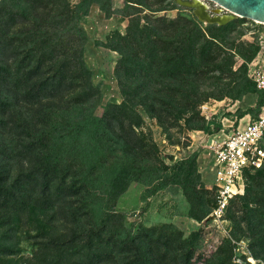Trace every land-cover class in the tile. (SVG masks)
I'll use <instances>...</instances> for the list:
<instances>
[{"label":"trees","instance_id":"1","mask_svg":"<svg viewBox=\"0 0 264 264\" xmlns=\"http://www.w3.org/2000/svg\"><path fill=\"white\" fill-rule=\"evenodd\" d=\"M0 0V264H197L202 233L173 225H130L117 211L132 184L181 189L189 218L207 202L194 152L167 162L144 132L145 116L173 130L217 134L200 107L211 99L263 94L248 78L257 41L244 45V19L204 25L174 0ZM128 19L105 48L119 55L114 77L123 98L102 105L85 61L83 26L94 4ZM243 63L235 69L236 58ZM101 109V114L98 110ZM242 112L240 117L246 115ZM179 143V142H178ZM231 234L264 264V167L246 174L244 196L227 212ZM229 240L201 264H234ZM245 264H251L244 261Z\"/></svg>","mask_w":264,"mask_h":264},{"label":"rangeland","instance_id":"2","mask_svg":"<svg viewBox=\"0 0 264 264\" xmlns=\"http://www.w3.org/2000/svg\"><path fill=\"white\" fill-rule=\"evenodd\" d=\"M77 0H74L76 2ZM176 6L173 10L161 12V15H167L170 18L176 17L182 8L176 0ZM189 1V0H182ZM206 3L210 10L218 9V5L214 2L202 0ZM124 6L123 0H114V7L121 8ZM193 12L192 9L187 8ZM220 15H230V12L224 10ZM241 18H237L238 20ZM243 25L244 34L240 41L242 43L245 37L244 45L252 43L249 33H254L262 30L258 22L248 19ZM83 26L86 29L89 42L85 53V61L87 65L93 70L94 82L100 85L103 102L120 104L123 100L117 81L114 77V68L119 59L116 52H112L105 48V44L114 32H121L125 34L128 27V19L114 15L111 18L100 10L99 4H94L88 17L85 18ZM207 26V25H206ZM252 37V36H251ZM242 40V41H241ZM243 60L236 58L235 69H237ZM259 95L249 94L242 100H233L225 98L221 101L211 99L207 104L209 110L202 115L200 107V114L206 120V116H212L216 120H224L225 118L234 119L240 117L242 112L253 115V111L258 107ZM205 104V103H204ZM102 110H98L101 114ZM146 125L143 127L144 132L149 134L153 141L158 145L160 154L167 159V162H172L186 158L190 154L197 152L198 169L201 174L202 183L205 190L209 192L206 200H211V188L213 182L212 155L209 152L208 140L212 136H208L203 131H185L181 134L178 130H173L171 136L165 135L163 130L156 124L155 121L150 120L145 116ZM179 142V143H178ZM153 188L146 187L140 184H132L128 191L121 197L117 205V211L126 216L127 223L130 225H144L146 227H158L161 225H173L179 229L185 236L191 233H202L201 246L198 248L195 260L197 264H201L199 257L210 256L215 253L224 243L221 239V233H216V228H201L197 222L188 216L189 203L184 197L181 189L177 186H170L165 190L152 194ZM231 224V223H230ZM2 228L0 227V233ZM233 237V236H232ZM236 244L231 243L233 249V263L245 264L248 261L251 264H256L257 261L252 255L249 248V242L242 238L237 240Z\"/></svg>","mask_w":264,"mask_h":264},{"label":"built area","instance_id":"3","mask_svg":"<svg viewBox=\"0 0 264 264\" xmlns=\"http://www.w3.org/2000/svg\"><path fill=\"white\" fill-rule=\"evenodd\" d=\"M259 25L262 30L249 33V39L257 41L260 51L247 65L248 78L263 94L264 100V24ZM201 110L205 115L209 105L203 104ZM206 119L210 121L212 116L207 115ZM221 123L220 131L209 138L207 146L212 155L214 205L206 219L197 225L216 228L222 241L236 244L226 216L232 200L245 194L246 174L264 167V102L256 116L246 114L232 120L225 118Z\"/></svg>","mask_w":264,"mask_h":264},{"label":"water","instance_id":"4","mask_svg":"<svg viewBox=\"0 0 264 264\" xmlns=\"http://www.w3.org/2000/svg\"><path fill=\"white\" fill-rule=\"evenodd\" d=\"M176 1L180 6L192 9L195 17L204 25L226 26L236 17L264 24V0H206L214 2L219 8L210 10L209 7H205L203 12L194 4L196 0ZM224 10L230 12V15H226L228 19L223 21L219 16H223L220 14Z\"/></svg>","mask_w":264,"mask_h":264},{"label":"bare ground","instance_id":"5","mask_svg":"<svg viewBox=\"0 0 264 264\" xmlns=\"http://www.w3.org/2000/svg\"><path fill=\"white\" fill-rule=\"evenodd\" d=\"M194 4L198 6V10H199L200 12H203V11L205 10V7H208V5H207L206 3H204L202 0H196V1L194 2ZM203 7H204V8H203ZM219 17H220L221 20H223V21L228 19L227 16H225V15H223V16H219Z\"/></svg>","mask_w":264,"mask_h":264},{"label":"crops","instance_id":"6","mask_svg":"<svg viewBox=\"0 0 264 264\" xmlns=\"http://www.w3.org/2000/svg\"><path fill=\"white\" fill-rule=\"evenodd\" d=\"M215 135H213L211 138H213Z\"/></svg>","mask_w":264,"mask_h":264}]
</instances>
